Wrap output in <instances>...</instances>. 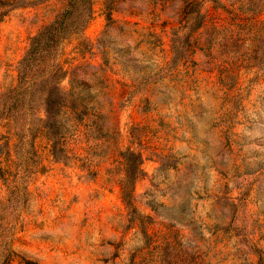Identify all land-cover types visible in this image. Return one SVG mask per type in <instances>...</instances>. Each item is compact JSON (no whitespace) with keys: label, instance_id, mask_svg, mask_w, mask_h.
<instances>
[{"label":"rangeland","instance_id":"rangeland-1","mask_svg":"<svg viewBox=\"0 0 264 264\" xmlns=\"http://www.w3.org/2000/svg\"><path fill=\"white\" fill-rule=\"evenodd\" d=\"M67 3L0 0V94ZM59 63L57 155L0 121V264H264V0H93Z\"/></svg>","mask_w":264,"mask_h":264},{"label":"trees","instance_id":"trees-1","mask_svg":"<svg viewBox=\"0 0 264 264\" xmlns=\"http://www.w3.org/2000/svg\"><path fill=\"white\" fill-rule=\"evenodd\" d=\"M92 19L93 0H68L64 11L31 38L17 69L18 86L0 94V121L17 114L22 107L31 110L40 102L45 114L42 123L51 137L53 155H57L61 137L58 116L66 107L61 83L68 76L59 63V54L65 40L74 33L84 31ZM111 20L108 14L107 21ZM122 155L129 178L123 187L126 199L131 197V190L134 189L141 157L130 150Z\"/></svg>","mask_w":264,"mask_h":264}]
</instances>
